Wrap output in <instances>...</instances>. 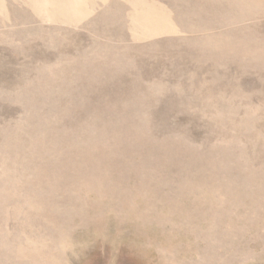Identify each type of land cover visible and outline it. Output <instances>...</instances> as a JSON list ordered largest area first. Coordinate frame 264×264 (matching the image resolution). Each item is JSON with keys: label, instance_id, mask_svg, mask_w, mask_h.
Here are the masks:
<instances>
[{"label": "rangeland", "instance_id": "374dc122", "mask_svg": "<svg viewBox=\"0 0 264 264\" xmlns=\"http://www.w3.org/2000/svg\"><path fill=\"white\" fill-rule=\"evenodd\" d=\"M244 1L0 0V264H264Z\"/></svg>", "mask_w": 264, "mask_h": 264}, {"label": "bare ground", "instance_id": "6f19581e", "mask_svg": "<svg viewBox=\"0 0 264 264\" xmlns=\"http://www.w3.org/2000/svg\"><path fill=\"white\" fill-rule=\"evenodd\" d=\"M260 1H262V0H260ZM241 2H244V3H242L241 4V6H247V5H261V3H259V2H257L256 4H253V3H245V1L243 0V1H240V3ZM233 3H234V6L235 7H241V6H239V3L238 2H235L234 0H233ZM229 4H230V2H229ZM248 7V6H247ZM254 7V6H253ZM229 10H231V9H228V10H226V11H222V12H219L220 14L222 13H227ZM264 11V10H263ZM252 13V12H251ZM226 16V15H225ZM224 16V17H225ZM243 16V15H242ZM247 16V15H246ZM227 17V16H226ZM250 17V16H249ZM223 18V17H222ZM231 20V19H230ZM238 20H240L239 18H238ZM237 20V21H238ZM174 23V22H173ZM241 36L240 35H238V39H241V41H239V44L237 45V46H235L234 47V49L233 48H231V43L229 42V41H227V39L226 38H224V37H222L221 36V38H223L222 40H221V42L220 43H217L216 41H213L212 40V38H209V40L207 39V41H206V43L211 47V48H213L214 50H216V49H218L219 48V52H221V53H229V52H231L232 50H236V49H238V51L240 52V53H243V52H245L246 50V45H247V43H248V41H249V37H243V38H240ZM207 45V46H208ZM222 48V49H221ZM256 53H257V51H256Z\"/></svg>", "mask_w": 264, "mask_h": 264}]
</instances>
